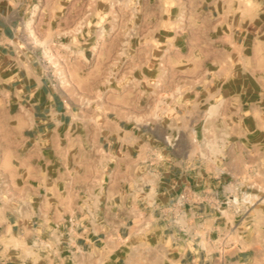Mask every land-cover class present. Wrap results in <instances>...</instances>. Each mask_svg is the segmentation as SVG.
<instances>
[{
	"label": "rangeland",
	"instance_id": "rangeland-1",
	"mask_svg": "<svg viewBox=\"0 0 264 264\" xmlns=\"http://www.w3.org/2000/svg\"><path fill=\"white\" fill-rule=\"evenodd\" d=\"M0 13V264H264V0Z\"/></svg>",
	"mask_w": 264,
	"mask_h": 264
},
{
	"label": "crops",
	"instance_id": "crops-1",
	"mask_svg": "<svg viewBox=\"0 0 264 264\" xmlns=\"http://www.w3.org/2000/svg\"><path fill=\"white\" fill-rule=\"evenodd\" d=\"M16 30H17L16 18L8 17V16L0 13V47H2V48L6 47L7 44H9V41L16 37V33H17ZM57 128H59V129H57ZM72 128L73 127L70 125L60 124V125L54 126L50 130H51V132L58 131V130L62 131V132H66V131L68 132V131L72 130ZM161 205H162V202H161ZM183 258H185V256H183ZM195 259H196V257L193 258V260H195Z\"/></svg>",
	"mask_w": 264,
	"mask_h": 264
}]
</instances>
